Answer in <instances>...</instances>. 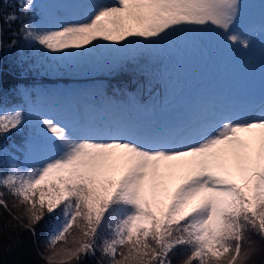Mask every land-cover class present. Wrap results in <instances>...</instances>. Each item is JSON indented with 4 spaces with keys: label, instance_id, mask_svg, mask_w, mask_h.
<instances>
[{
    "label": "snow or ice",
    "instance_id": "obj_1",
    "mask_svg": "<svg viewBox=\"0 0 264 264\" xmlns=\"http://www.w3.org/2000/svg\"><path fill=\"white\" fill-rule=\"evenodd\" d=\"M34 7L19 0L25 16ZM88 8L82 20L56 28L22 23L19 34L61 55L100 41L157 44L191 28L249 46L236 28L239 0H112ZM17 19L15 11L4 14L9 25ZM24 122L19 108L0 109V136ZM39 122L50 154L35 166L10 161L0 188L24 206L21 222L33 234L46 215L56 217L41 253L46 264H83L97 253L96 264H173L178 247L188 253L182 264H246L255 248L248 239L242 252L245 234L264 240V102L255 114L209 112L175 131L84 135L54 118Z\"/></svg>",
    "mask_w": 264,
    "mask_h": 264
},
{
    "label": "trees",
    "instance_id": "obj_2",
    "mask_svg": "<svg viewBox=\"0 0 264 264\" xmlns=\"http://www.w3.org/2000/svg\"><path fill=\"white\" fill-rule=\"evenodd\" d=\"M46 2L48 0H34L35 7L25 16L20 12L19 0H0V27L3 28L0 39L4 42V47H0V109L19 108L25 118L18 130L0 136V172L7 170L10 161L24 166L27 148L33 145L31 140L39 137L33 123V114L44 107L39 101V89L59 84L77 85L89 79L88 73L83 72L86 65L82 62L78 65L82 73L75 78L57 77L46 72V65L51 63V52L35 42L26 41L19 34L21 24L30 21L45 29L42 17L45 9L42 7ZM13 11L19 19L9 25L5 23L4 14ZM13 32L17 33L16 43L8 47ZM168 38L157 44H142L140 49L120 48V52L112 53L110 60L102 50L95 63L96 69L91 72V80L98 81L100 85L86 88V91L97 98L107 116L113 120H130L137 108L142 110L145 118L153 114L152 111L159 115L173 113L178 103L188 102V94L197 92L209 80L215 81L213 87L219 97L223 94L228 96L236 88L224 75L234 67L240 47L208 53L200 51L192 40H182L173 45ZM101 42L105 46L110 44L109 41ZM219 75L221 77L217 81ZM0 192L4 193L2 199L7 204V208L0 206V264H46L41 253L56 217L46 215L35 226L33 234L23 226L26 223V218L22 217L24 206L19 205L6 189L0 188ZM103 234L104 230L101 231ZM78 235V230L74 229L73 236ZM245 235L242 252L249 247L248 239L254 242L255 248L246 264H264V240L251 233ZM73 236L68 238L69 245ZM187 254L183 247H178L169 258L173 264H182ZM97 259H100L99 253L85 258L83 264H96Z\"/></svg>",
    "mask_w": 264,
    "mask_h": 264
},
{
    "label": "rangeland",
    "instance_id": "obj_3",
    "mask_svg": "<svg viewBox=\"0 0 264 264\" xmlns=\"http://www.w3.org/2000/svg\"><path fill=\"white\" fill-rule=\"evenodd\" d=\"M112 0H48L42 17L45 20V29L56 28L67 22L82 20L87 14L88 6L97 3H111ZM239 17L236 28L244 34L249 42L248 47L239 43L222 41L216 31L200 30L191 28L179 30L170 34L169 38L173 45L180 41L192 40V44L200 51L242 48V52L233 64V68L227 72L230 82L236 87L228 95V98H218L217 94L211 89L201 87L197 92L188 94V102H181L172 114L164 116H153L143 118L140 121V111H136L130 120H113L105 117L104 114L95 112L99 104L93 94H85L84 88L93 86L98 87V81L91 80V72L96 69L97 58L104 50L106 58L110 60L112 53L120 52V48L140 49L142 43H135L129 46L120 47L119 44L110 42L105 46L101 41L96 47L86 45L82 49H69L66 54L52 53L50 64L46 65L45 71L55 74L57 77L70 76L75 78L80 76L81 69L79 62L86 65L89 79L81 81L80 84L63 85L57 87L39 89V101L44 105L38 112L33 114V123L37 127L35 137L31 140L32 146L27 148L24 166H35L36 162L44 156L50 154V149L42 135V126L39 122L40 116L54 118L57 121L68 123L84 135H91L99 131H115L125 128L134 133H145L149 131H175L183 126L195 121L205 113L230 114H255L264 102V2L252 5L250 1L239 0ZM137 41L140 38H129ZM124 44V41L119 42ZM93 44H96L94 41ZM130 48V49H131ZM114 56V54H113ZM196 93L198 95H196ZM100 105V104H99ZM96 115H100L101 119ZM40 134V135H39Z\"/></svg>",
    "mask_w": 264,
    "mask_h": 264
}]
</instances>
